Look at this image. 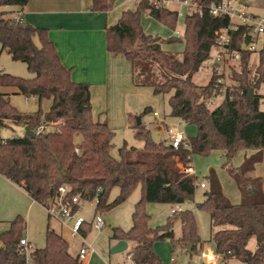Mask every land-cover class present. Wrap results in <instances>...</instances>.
<instances>
[{
    "label": "trees",
    "instance_id": "16d2710c",
    "mask_svg": "<svg viewBox=\"0 0 264 264\" xmlns=\"http://www.w3.org/2000/svg\"><path fill=\"white\" fill-rule=\"evenodd\" d=\"M30 0H0V45L14 61L27 65L33 74L23 78L0 70V88H9L27 98L35 97L38 111L22 113L11 103L10 94L0 93V128L10 123L34 130L43 122L53 124L46 134L7 139L0 144V175L23 189L36 203L43 205L55 196L61 186H69V196L82 201L98 197L96 212H109L121 205L141 187L142 197L132 214L133 225L128 231L115 228L112 239L135 243L132 260L135 264H163L154 251L157 242L180 243L192 253L203 244L193 211L176 212L163 227L149 226L147 203L181 205L192 199L198 188V177L189 172L194 155L222 152L225 167L241 194L239 204H233L223 193L215 170L206 177L208 190L198 209L206 211L213 228V242L220 254L231 252L240 264H264V178L249 174L257 163L264 161V95L258 90L264 85V47L258 53L255 79L251 77L253 53L243 51L242 43L251 40L249 31L241 28L232 34V47L242 53V72L235 73L237 86L226 90L222 104L212 108L219 96L216 87L219 73L212 71L208 84L198 85L194 76L211 58L216 33L229 26L226 17L215 18L207 6L221 0H198L205 8L203 15L187 14L183 38L167 40L145 33L142 15H149L163 26L176 30L178 12L154 8L149 0H141L135 11L123 12L119 22L106 28L107 49L113 55L125 57L132 65L136 87H150L155 95H170V115L178 121L195 125L197 135L188 139L189 148L174 150L152 139L150 131L137 125L129 115L130 128L136 139L144 142L141 149H120L121 159L112 156L115 132L106 121L93 119L90 85L77 83L71 70L61 61L49 31L33 27L26 21L2 18L6 7L27 6ZM117 0H93L94 12H109ZM165 44H182L183 51H167ZM253 91L250 97V91ZM51 106L46 113L43 101ZM151 112L146 108L143 114ZM254 150L239 167L232 165L240 151ZM134 155V156H131ZM117 197L110 202L114 189ZM101 189V192H98ZM51 217V215H49ZM182 224V236L175 240L174 222ZM26 221L17 216L8 230L0 233V264H25L20 253ZM85 223L81 235L91 230ZM256 242L254 250L251 242ZM35 264H81L79 256L70 251L68 241L48 229L46 245L32 253Z\"/></svg>",
    "mask_w": 264,
    "mask_h": 264
},
{
    "label": "rangeland",
    "instance_id": "374dc122",
    "mask_svg": "<svg viewBox=\"0 0 264 264\" xmlns=\"http://www.w3.org/2000/svg\"><path fill=\"white\" fill-rule=\"evenodd\" d=\"M137 0H129L130 4L134 5ZM169 8L178 9L184 14V17H180L177 23V29L184 30L185 16L187 11L184 7L178 4H170ZM264 18V12L262 14ZM142 26L145 33L153 36H159L162 39H169L175 37V30L169 29L149 15V12H145L142 15ZM179 48V46H178ZM261 45L259 46V49ZM168 49V48H167ZM258 65V53H253L250 60L251 77L255 79L256 67ZM212 60L206 61L199 72L194 76V81L204 86L208 84L212 77ZM0 70L23 78H30L33 74L28 70L26 64L22 62L14 61L7 52L0 53ZM241 68L226 70L225 82L228 86H237V82L234 79V74H240ZM138 109L135 110L137 114L132 113V116L140 117L143 125L150 131L152 139L157 142H163L168 144V138L166 134L165 124L174 125L178 124L180 129L184 131L188 139L194 138L197 135V128L195 125L179 122L176 118L170 115L169 98L170 95H155L154 91L150 87H138ZM259 93L264 94V85L258 90ZM14 106L18 111L22 113H31L38 111L39 103L35 101H28L23 96H14ZM212 108L218 106L221 101L217 99ZM51 106V102L48 100L43 101L42 109L44 113L48 111ZM146 108H151V112L143 114ZM261 110L264 111V99L261 103ZM154 112L159 114L158 119L154 116ZM134 122H137L136 119ZM115 132L113 138V149L112 156L115 159H121L120 149L126 144L128 148L141 149L144 146V142L138 140L134 136V131L130 128L118 129ZM26 133L25 128L10 123L9 127L0 129V138L12 139L16 137H22ZM244 153L238 152L232 160L234 167L239 166L242 159H244ZM134 156V155H131ZM226 159L222 152H213L210 155H194L193 166L195 174L198 177V188L192 199H188L181 205H170L165 203H147L146 212L150 216L149 226L153 229L163 227L168 223L169 218L172 215V210L179 206L181 210L193 211L198 223L199 234L204 243L203 249L198 247L194 253H188L187 248L180 243H173L170 240L157 242L155 246V252L160 256L163 264H237L234 260L225 261V259H218L214 263H210L203 256L208 254L209 251H215L213 242L214 229L211 224L209 214L201 209H198V204L204 201V194L208 190V182L206 180L210 170H215L221 181L223 192L225 196L232 202L238 203L240 201V194L236 185L230 180L225 167ZM190 172V171H189ZM256 173L264 176V163L257 165ZM261 176V177H262ZM205 184L206 188H202L201 185ZM11 183H9L4 177L0 175V233L6 231L10 227V223L17 217L22 216L26 221V229L24 237L36 245L38 248H44L46 245V234L48 229L55 230L57 233L63 235L71 244L75 241V247L72 252L77 253L81 245V239L72 237V230L65 226L62 220L58 219L57 216H49V212L42 205H30V198L24 193L18 191ZM119 194V189L116 188L112 191L109 201L112 202ZM142 191L141 187H138L132 195L122 203L115 207L109 212H101L103 218L106 221V226L102 231H95L91 229L86 238V244L89 245L96 252V256L99 260H103L107 263L120 264H131V257H127V253L132 251V245L129 246L125 253L112 254V238L113 231L115 228H121L123 230H129L132 225V214L136 203L141 199ZM82 217L87 221L91 222L95 215V207H91L89 203L85 202L81 209ZM75 220L72 221L74 223ZM175 240H178L182 236V224L180 221H175L173 226ZM1 244V243H0ZM255 242H251L250 249L255 248ZM1 247V246H0Z\"/></svg>",
    "mask_w": 264,
    "mask_h": 264
},
{
    "label": "crops",
    "instance_id": "0c3cea01",
    "mask_svg": "<svg viewBox=\"0 0 264 264\" xmlns=\"http://www.w3.org/2000/svg\"><path fill=\"white\" fill-rule=\"evenodd\" d=\"M140 1L141 0H137L135 4L132 5L129 0H117L115 1L112 10L109 12L99 13L93 11V0H30L24 8L16 6L4 8L2 18H14L18 21H26L33 27L47 29L49 31V38L56 46L62 63L66 68L71 70V77L73 81L77 83H87L90 85L93 119L100 122L106 121L109 127L113 131H116L118 129L130 128L129 115L135 113V110H137L139 106V88L133 83V70L131 63L125 57L121 55H113L108 51L106 28L116 25L123 12L128 10L135 11ZM241 2L249 6L250 11L255 16L262 17L264 12V0H241ZM168 9L180 12L178 9H171L169 7ZM177 30L180 31L179 35L176 33ZM184 32L185 26L183 31L176 29L174 36L182 39ZM163 48L167 51H183L182 44H165L163 45ZM3 52L4 51L1 50L0 45V53ZM0 93L10 94L11 103L13 102L14 96H20L9 88H0ZM261 93L263 94V92ZM27 99L28 101L37 102L35 97ZM12 105L14 106L13 103ZM156 118L158 119V117ZM179 124L180 123H176L174 125ZM165 126V128H167L169 124H165ZM242 153H244V159H242L239 166L243 164L246 158L255 154L256 151L245 150L242 151ZM260 163H264V161ZM260 163H257L255 165V169L250 172L249 175L251 177L256 178L262 176L260 173H256L257 165ZM189 171L190 173L195 174L193 162L191 163ZM229 178L235 184L230 176ZM262 178H264V176H262ZM6 180L19 189V192L24 193V195L30 198L23 189L13 184L8 179ZM30 200V205L38 204L31 198ZM240 201L233 204H239ZM84 204L85 202L82 201L80 205V216H82L81 209ZM90 206L94 207L92 205ZM75 219L76 217H72L62 222L65 226L71 229L74 224L72 221ZM213 229L214 237L218 229ZM84 239L86 242V238ZM110 239L113 240L112 238ZM118 242V240H113L112 247ZM127 243L128 248L132 245V251L127 253V257H131L135 243L128 241ZM82 244L83 242L81 241L80 247ZM156 244L154 245V251ZM69 246L71 253L78 256L79 251L74 253L72 252L74 247H72L70 243ZM203 247L204 243L200 246V248L203 249ZM214 249L216 250L215 245ZM95 254V251L90 252L86 259L81 261V264H113L111 260L110 263L99 260ZM229 260H234L237 264H240V262L232 256L225 259V261ZM114 264H120V262L117 261ZM131 264H135L133 260Z\"/></svg>",
    "mask_w": 264,
    "mask_h": 264
},
{
    "label": "built area",
    "instance_id": "2783aa9c",
    "mask_svg": "<svg viewBox=\"0 0 264 264\" xmlns=\"http://www.w3.org/2000/svg\"><path fill=\"white\" fill-rule=\"evenodd\" d=\"M150 4L154 8H168L170 4H178L184 7L187 14H198L203 15L204 6L198 0H149ZM208 13L215 17H226L229 19V26L221 28L216 33L215 47L211 55V60L213 63V70L218 71L219 77L216 80V87L220 88V94L216 97L215 101L219 99L220 104L226 98V90L233 86H228L225 82V72L226 70H232L241 68L242 66V53L238 49L232 47V34L238 32L241 28L247 29L250 33L251 40L248 43H242L241 48L243 51H248L251 53H257L260 49L264 47V18L255 16L251 11L249 6L243 4L241 0H221L219 3H214L206 7ZM186 14V15H187ZM178 17H184L182 12H178ZM186 17V16H185ZM177 35L180 31L177 30ZM261 48L259 49V46ZM36 99V98H35ZM219 104V105H220ZM155 117H159L157 112H154ZM53 124L47 122L41 123L37 126L33 132L35 135L46 134L51 131ZM166 134L168 138V144L174 150H178L181 146L189 148L188 138L184 131L180 129V126L169 125L166 128ZM7 141L5 138H0V144H4ZM202 188H206L205 184L201 185ZM101 192V189H98ZM70 187L61 186L54 197H52L48 202L43 204L44 208L47 209L49 215L57 216L58 219L65 221L69 218L76 217L75 222L71 228L72 237L75 240L79 238L82 240L83 244L79 249L78 256L80 260H85L90 252L94 250L86 244L84 237L81 235V227L85 223H89L91 228L95 231H102L106 226V221L103 216L96 212V207L99 202L98 197H95L89 202L90 205L95 207V215L91 222H87L82 216H80V205L82 200L79 196H69ZM181 207L176 206L172 210L173 216L176 212H180ZM75 241L71 242V246L75 247ZM38 250V247L32 244L27 237H23L20 240V253L25 257V264H35L32 257V253ZM207 261L210 263L216 262L218 259H226L232 256L231 252L228 251L225 254H220L216 250L209 251L208 254L203 255ZM132 257V255H131Z\"/></svg>",
    "mask_w": 264,
    "mask_h": 264
},
{
    "label": "water",
    "instance_id": "95a60500",
    "mask_svg": "<svg viewBox=\"0 0 264 264\" xmlns=\"http://www.w3.org/2000/svg\"><path fill=\"white\" fill-rule=\"evenodd\" d=\"M253 94V91L251 90L250 91V97L252 96ZM136 121H137V125H141L142 122H141V118L140 117H136ZM24 127V126H22ZM25 128V131L32 137L35 136L34 132L32 130H30L28 127H24ZM188 252H192V247L193 245L192 244H188ZM128 249V243L127 241H119L115 246L112 247V250H111V253L112 254H120V253H123L125 251H127Z\"/></svg>",
    "mask_w": 264,
    "mask_h": 264
}]
</instances>
